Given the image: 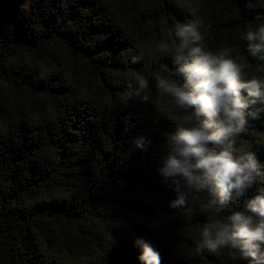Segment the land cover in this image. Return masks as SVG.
Wrapping results in <instances>:
<instances>
[{
    "label": "trees",
    "instance_id": "16d2710c",
    "mask_svg": "<svg viewBox=\"0 0 264 264\" xmlns=\"http://www.w3.org/2000/svg\"><path fill=\"white\" fill-rule=\"evenodd\" d=\"M25 1L0 0V264H141L139 238L161 264H247L196 251L202 225L221 216L169 207L162 145L188 125L153 73L178 79L172 29L198 18L206 51L230 49L243 79L264 80L243 39L264 23V0ZM140 77L153 102L127 98ZM248 111L236 146L264 166V103ZM260 189L258 177L222 216Z\"/></svg>",
    "mask_w": 264,
    "mask_h": 264
},
{
    "label": "clouds",
    "instance_id": "9594fccd",
    "mask_svg": "<svg viewBox=\"0 0 264 264\" xmlns=\"http://www.w3.org/2000/svg\"><path fill=\"white\" fill-rule=\"evenodd\" d=\"M199 27L197 18L172 29L180 53L173 73L178 79L153 73L157 95L169 96L186 112L188 125L165 136L158 169L161 185L175 193L169 207L178 213L190 214L196 206L201 213L222 217L202 225L197 252L226 249L231 259L264 264V189L246 199L243 210L222 216L229 201L244 197L258 177L264 179V166L254 154L236 146L246 131V117L256 115L248 110L258 101L264 103V80L243 79L244 65L237 62L238 56L232 58L230 49L206 51ZM243 39L247 52L264 60V23L249 29ZM168 47L167 42L158 45L162 51ZM138 60L134 57L132 62ZM148 87V81L140 77L138 86L128 85L126 96L153 102ZM133 143L144 150L151 141L141 137ZM135 245L142 249L141 264H161L159 252L149 243L139 238Z\"/></svg>",
    "mask_w": 264,
    "mask_h": 264
},
{
    "label": "rangeland",
    "instance_id": "374dc122",
    "mask_svg": "<svg viewBox=\"0 0 264 264\" xmlns=\"http://www.w3.org/2000/svg\"><path fill=\"white\" fill-rule=\"evenodd\" d=\"M31 2H32V0H26L25 5L28 6Z\"/></svg>",
    "mask_w": 264,
    "mask_h": 264
}]
</instances>
